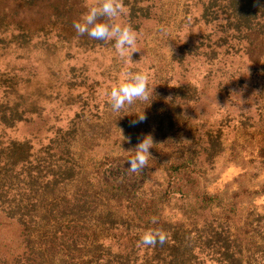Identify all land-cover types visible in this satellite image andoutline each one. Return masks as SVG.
Returning a JSON list of instances; mask_svg holds the SVG:
<instances>
[{
	"label": "rangeland",
	"instance_id": "rangeland-1",
	"mask_svg": "<svg viewBox=\"0 0 264 264\" xmlns=\"http://www.w3.org/2000/svg\"><path fill=\"white\" fill-rule=\"evenodd\" d=\"M66 2L24 7L0 0V107L19 104L25 112L14 127L0 126V144L37 148L70 126L78 175L60 192L96 193L99 214L87 222L104 246L113 244L110 226H125L141 246L154 223L133 222L130 210L153 200L162 203L156 215L164 234L170 226L189 233L206 221L215 228L227 222L244 254L264 253V35L252 36L249 52L231 55L223 48L213 61L203 48L180 56L179 47L207 44L202 36L209 31L194 21L200 14L192 0H151L156 16L134 30L137 44L121 58L112 42L78 36L73 28L100 0ZM116 22L127 25L122 16ZM128 71L146 73L153 96L114 112L107 94ZM149 135L152 159L142 173L128 171L129 151ZM176 164L194 173L193 184L183 175L169 177ZM184 187L196 192L176 194ZM205 190L215 201L189 214L188 205L201 203L194 194ZM6 237L16 242L13 232Z\"/></svg>",
	"mask_w": 264,
	"mask_h": 264
},
{
	"label": "trees",
	"instance_id": "trees-1",
	"mask_svg": "<svg viewBox=\"0 0 264 264\" xmlns=\"http://www.w3.org/2000/svg\"><path fill=\"white\" fill-rule=\"evenodd\" d=\"M20 1L24 7H32L39 0ZM191 3L200 14L194 21L209 31L202 36L208 43L179 47L180 56L203 48L201 54L213 61L223 48L231 55L249 52L254 45L252 36L264 35V0H192ZM122 5L125 8L122 18L135 31L140 30L143 21L156 16L151 0H124ZM20 107L19 104L1 106L0 126L8 129L22 122L25 112ZM71 138L68 126L59 128L47 144L37 148L29 142L12 140L0 144V264H206L207 261L264 264L263 252L243 253L241 244L224 226L227 222L215 228L213 222L206 221L189 233L170 226L164 234L160 230L163 219L156 215L162 203L153 200L133 207L130 217L137 223L154 221L152 232L163 233L164 243L138 247L125 226H108L114 233L113 244L98 243L96 228L87 222V217L99 214L100 199L96 193L78 190L69 197L60 192L78 175ZM170 168V178L183 175L188 184L194 183L193 172L185 171L180 164ZM111 188L113 191L114 187ZM185 188L178 189L176 194L182 195ZM191 190L195 191L187 188V192ZM194 196L201 203L188 205L189 214L216 199L206 190ZM9 231L16 234L13 244L6 237ZM89 232L95 236L93 241L89 240Z\"/></svg>",
	"mask_w": 264,
	"mask_h": 264
},
{
	"label": "clouds",
	"instance_id": "clouds-1",
	"mask_svg": "<svg viewBox=\"0 0 264 264\" xmlns=\"http://www.w3.org/2000/svg\"><path fill=\"white\" fill-rule=\"evenodd\" d=\"M124 13L121 0H100L97 6L89 7L88 11L73 22V28L78 36L87 35L93 40L112 42L113 47L121 58L134 49L137 44V33L130 25H122L116 22L117 18ZM104 18V21H101ZM135 51L131 52V55ZM131 55L126 60L131 62ZM153 87L149 83V77L141 71H128L124 75V81L112 87L108 92V99L111 110L120 112L126 106H131L135 102L149 101L153 96ZM138 118L139 121L144 119ZM137 121H133L136 123ZM153 147L151 136H146L139 142L134 151V156L127 162L130 167L128 171L132 173H142L151 158L150 149ZM154 222V221H153ZM165 236L160 232H145L139 243L143 246H154L157 243H164Z\"/></svg>",
	"mask_w": 264,
	"mask_h": 264
}]
</instances>
